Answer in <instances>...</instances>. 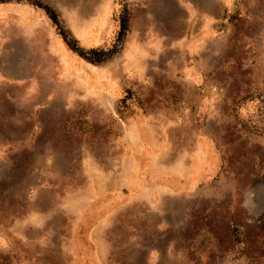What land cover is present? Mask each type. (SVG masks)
<instances>
[{
    "label": "rangeland",
    "instance_id": "rangeland-1",
    "mask_svg": "<svg viewBox=\"0 0 264 264\" xmlns=\"http://www.w3.org/2000/svg\"><path fill=\"white\" fill-rule=\"evenodd\" d=\"M32 1L0 3V264H264L185 240L264 212V0H36L98 64Z\"/></svg>",
    "mask_w": 264,
    "mask_h": 264
},
{
    "label": "trees",
    "instance_id": "trees-1",
    "mask_svg": "<svg viewBox=\"0 0 264 264\" xmlns=\"http://www.w3.org/2000/svg\"><path fill=\"white\" fill-rule=\"evenodd\" d=\"M4 1L0 0V3ZM31 5L45 13L65 46L82 60L89 64H98L108 58L109 53L99 49L88 51L79 49L52 9L36 0H33ZM119 28L117 36L120 38L125 29V19L123 17L120 18ZM257 177L264 182V174ZM241 214L243 212L236 211L226 220L220 219L219 221H213L207 216L195 220L190 230L187 229L185 232V240L187 239L190 243L188 244L189 250L194 251L195 242H197V246L198 244L201 246V242L206 238L211 243L207 256L229 252L233 250L236 244H239L240 256L249 263H256L261 258L264 249V212L255 219H249L245 214Z\"/></svg>",
    "mask_w": 264,
    "mask_h": 264
},
{
    "label": "clouds",
    "instance_id": "clouds-1",
    "mask_svg": "<svg viewBox=\"0 0 264 264\" xmlns=\"http://www.w3.org/2000/svg\"><path fill=\"white\" fill-rule=\"evenodd\" d=\"M246 203V205H247V202H245Z\"/></svg>",
    "mask_w": 264,
    "mask_h": 264
}]
</instances>
